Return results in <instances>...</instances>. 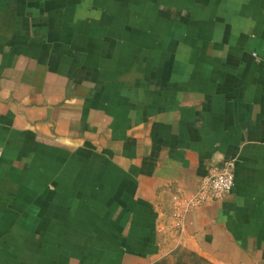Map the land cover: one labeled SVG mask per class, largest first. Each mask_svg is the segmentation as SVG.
I'll use <instances>...</instances> for the list:
<instances>
[{
  "label": "crops",
  "instance_id": "obj_1",
  "mask_svg": "<svg viewBox=\"0 0 264 264\" xmlns=\"http://www.w3.org/2000/svg\"><path fill=\"white\" fill-rule=\"evenodd\" d=\"M138 1L0 0V264H264V0Z\"/></svg>",
  "mask_w": 264,
  "mask_h": 264
},
{
  "label": "rangeland",
  "instance_id": "obj_2",
  "mask_svg": "<svg viewBox=\"0 0 264 264\" xmlns=\"http://www.w3.org/2000/svg\"><path fill=\"white\" fill-rule=\"evenodd\" d=\"M138 0H135V3H138ZM111 30V29H110ZM117 29H113V34L117 35L116 33ZM151 32L153 31V28H151L150 30ZM131 36H135L137 35V33L135 32V30H131L130 32ZM153 34V33H151ZM143 50H140L141 52V59L143 58V52L145 53V58H148L153 52L155 51H159V50H166L169 51L170 50V45L169 43H162L159 45H156L155 48H153L151 46V44L146 43L144 45ZM129 52H136L133 47L131 46V49L129 50ZM136 53L134 55V58L136 59ZM132 61V60H131ZM130 64H134V66H131V69H133L134 67H137V59L134 60L133 62ZM133 67V68H132ZM179 219H180V215L179 212L176 214H173V217L171 218V221L169 223V225L172 226V230L174 232L177 231L178 233V237H180L181 231H180V225H179ZM176 230V231H175ZM172 243L175 241L174 238H172ZM187 245L184 246H178L177 248H174V244L172 245V250L168 251V252H163L161 255H159L155 261H153L151 264H215L214 262H212L209 258L205 257L204 255H202L201 253H198L194 250H192L191 248H189ZM174 248V249H173Z\"/></svg>",
  "mask_w": 264,
  "mask_h": 264
},
{
  "label": "built area",
  "instance_id": "obj_3",
  "mask_svg": "<svg viewBox=\"0 0 264 264\" xmlns=\"http://www.w3.org/2000/svg\"><path fill=\"white\" fill-rule=\"evenodd\" d=\"M235 166L236 161L233 159L213 166L202 178L193 195L192 203L199 206L206 202L223 199L229 194L234 185Z\"/></svg>",
  "mask_w": 264,
  "mask_h": 264
}]
</instances>
